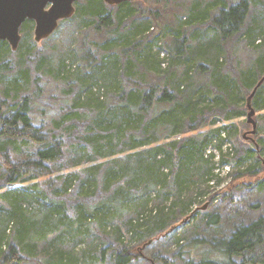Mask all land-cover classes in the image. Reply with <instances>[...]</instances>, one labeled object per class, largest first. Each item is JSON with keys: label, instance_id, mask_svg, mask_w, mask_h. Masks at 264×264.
Returning a JSON list of instances; mask_svg holds the SVG:
<instances>
[{"label": "trees", "instance_id": "16d2710c", "mask_svg": "<svg viewBox=\"0 0 264 264\" xmlns=\"http://www.w3.org/2000/svg\"><path fill=\"white\" fill-rule=\"evenodd\" d=\"M133 2L134 0L109 6L103 0H86L84 6H81L80 13L94 19L95 29L109 27L113 23L114 8L119 10V23H122L124 18L133 16L135 13ZM77 3L78 0L74 5ZM249 7L248 0H239L234 4L222 5L209 18L206 10L193 17V20L207 23L210 32L219 39L221 45L212 42L211 54L204 56L200 54L199 65L187 63L184 71L186 77L189 74L200 77L208 73L209 79L207 86L198 81L197 89L189 87L181 101L160 82L138 79L136 71L139 73L141 70L137 69V61L142 66L145 65L143 58L151 56V46L144 50L146 54L141 55L143 40L134 38L129 45L126 44L128 50L120 52L122 60L120 65L117 63V56L113 55L114 60L110 61L107 70L98 73L101 81L107 86L106 89L110 91L113 100L111 105L115 106L113 108L111 106L110 110L108 108L99 110L89 127L87 123L81 125V128L86 126V130L91 131L92 137L85 139L74 137L73 133L78 134L79 128L77 130L75 128L70 136L64 137L57 131L47 132L34 123L33 103L39 97V92L35 91L36 93L31 95L21 90L28 88L30 83L28 70L17 72L16 76L7 82V88L0 98V189L6 186H21L0 194V201L5 203V206H0V264H22L24 259L21 251L24 253L27 251L29 254L35 251L33 249L36 246L35 239L47 238V231L53 225L50 222L52 217L67 220L68 215L73 214L79 226H83L90 219H99L103 221V226L107 227L105 221L113 218L114 213L119 215L127 197L136 199L142 195L150 196L157 187H166L165 169L179 172L185 170L188 175L189 170L192 171L195 167L194 172H198L204 165L205 150L208 146L221 153L220 162L226 163L225 158L229 153L223 155L221 146L226 141L233 143L237 141L239 125L233 122L173 140L168 144L160 142L170 137L199 131L208 126V119L212 116L227 122L242 117L246 111L248 113L247 98L264 76V49L257 53L250 67L239 69L236 74L227 72L218 60L220 53L225 51L223 45L233 41L230 39L243 30ZM30 27L32 23L26 21L20 31L24 32ZM262 31L264 35V28ZM246 41L253 44L255 40ZM183 43L175 42L174 47L163 50L166 57L162 58L161 63L167 65V70L170 58L172 64V59L181 60L185 57ZM261 46L264 47L262 44ZM8 50L7 43L0 40L2 55ZM25 50L26 48L23 49V53H26ZM81 63L82 72L86 73L92 69L88 55L82 57ZM156 66L160 69L159 63ZM10 69V66L1 62L0 76L8 73ZM172 77L175 75L172 74ZM122 81L125 82V86L131 87L130 90L124 91L125 88H121ZM181 86L177 83L176 89L179 90ZM198 89L199 92L196 91ZM75 105L70 109L69 121L81 120L77 115L87 110L85 103ZM251 107L254 113L264 111V81L251 98ZM261 118L264 120V116ZM58 123L55 124L56 129L59 127ZM153 144L157 145L150 148ZM257 146L254 148L242 146L244 149L237 162L251 160L256 149L264 153V130L259 131ZM22 148H25L26 155L23 154ZM68 155L72 157L71 164L67 163ZM116 155L122 156L115 157ZM107 157L114 158L110 162L86 168V177L83 179L79 173L56 177L55 179L61 180L60 195H56L55 188L52 189L55 181L51 175L59 169L78 167L95 158ZM181 176L177 173L173 178V183L179 187L178 190L183 189L184 182L180 180ZM76 183L79 185L81 198L73 197L72 204L61 200L62 196L70 198L71 194L68 192ZM125 187L129 191L134 190L133 194H125ZM99 188L108 194L105 200L90 207L83 205L87 200L96 198ZM51 192L59 198L58 203L54 205H50ZM162 211L156 208L153 213L150 210L148 215H139L141 218L139 219V216L136 218L138 222L135 220L130 223L131 228L139 229L142 224H147L155 226V231H162L167 224L165 220L168 214ZM217 218L214 216L211 222L216 224ZM6 231L7 233L13 231L15 244L8 242ZM133 233L131 232V235ZM191 244L192 250L198 254L199 262L196 264H264V217L239 225L227 239H213L211 242L195 239ZM117 248L116 264H129L133 258L129 254V249L120 244ZM61 257L59 263L64 261Z\"/></svg>", "mask_w": 264, "mask_h": 264}, {"label": "rangeland", "instance_id": "374dc122", "mask_svg": "<svg viewBox=\"0 0 264 264\" xmlns=\"http://www.w3.org/2000/svg\"><path fill=\"white\" fill-rule=\"evenodd\" d=\"M85 1L78 0V3L74 5L76 8L74 15L59 21L58 27L48 38L36 42L32 25L24 32L20 31L21 39L16 50H11L6 42L9 46L8 52L2 55L0 51V63L3 62L11 68L8 73L0 76V98L7 88V82L12 80L17 72L28 70L30 83L28 88L23 87L24 89L21 90L31 95H34L35 91L39 92V97L33 103L34 123L47 132L57 131L64 137L70 136L75 128V130L79 128L78 134L75 132L73 136L84 139L93 135L89 129L86 130V126L81 128V125L87 123L89 127L99 110L103 108L110 110L111 106L112 108L115 106V104L111 105L113 100L110 91L106 89L107 86L98 74L107 70L110 61L114 60L113 55L117 56V63L120 65L122 61L120 52L128 50L126 44L129 45L134 38L143 40L144 47L140 50L141 55L146 54L144 50L150 46L152 53L150 57L143 58L145 65L142 66L137 61V69L141 70L139 73L136 71L138 79L160 82L181 101L187 90L197 89L198 81L207 86L209 79L208 73L200 77H195L194 74L186 77L184 71L188 66L187 63L199 65L200 54L203 56L211 54L212 42L221 45L219 39L210 32L208 24L193 20V17L199 16L198 14L206 10L209 18L222 5L234 4L239 0H172L169 2L134 0L133 16L126 17L122 23H119V10L114 8L112 25L99 29H95L93 18L80 13ZM248 2L249 13L243 30L230 39L233 41L223 45L226 56L222 46L220 47L223 52L220 53L218 63L232 74H236L239 69L250 67L257 53L264 49L261 46V44L264 45V35L263 31L261 32L264 28V0H248ZM252 39L255 40L253 44L246 41ZM181 41L184 42L182 49L186 52L185 57L181 60L172 59V64L170 58L167 70V65L161 63L162 58L166 57L163 50L172 48L175 42ZM24 48L26 53H23ZM84 55H88L92 66V69L86 73L82 72L81 62ZM157 63L160 69H157ZM172 74L175 77H172ZM122 83L121 88H125L124 91L130 90L131 87L125 86L124 81ZM177 83L182 85L179 90L176 89ZM199 90L196 91L199 92ZM83 102L87 110L77 115L81 120L69 121L70 109L77 103L84 104ZM246 115L247 111L242 117L227 122L212 116L208 119V126L199 131L170 137L160 142L168 144L173 140L233 122L239 125L237 141L234 143L226 141L221 146L223 155L229 153L225 158L226 163L220 162L221 153L219 154L212 146H208L204 155L205 162L198 170L199 173L194 172L195 167L192 171L189 170L188 175L185 170L179 172V170L165 169L166 187H157L150 196L142 195L136 199L127 197L119 215L114 213L113 218L105 221L108 224L107 227L103 226V221L99 219H90L83 226H79L73 214L68 215L67 220L52 217L50 222L53 225L47 231V238L35 239L36 246L33 248L35 251L29 254L27 251L25 253L21 251L24 259L22 264H116L118 244L129 249V254L133 257L129 264L198 263V254L192 250L191 241L202 239L211 242L213 239H227L239 225L264 217V153L256 149L251 160L237 162L244 149L242 146L252 148L257 146L259 131L264 130V120L261 118L264 116V111L255 112L253 116L256 126L254 135L250 134L252 126L246 123ZM56 123L59 124L57 129ZM155 145L157 144H153L150 148ZM24 150L25 148H22L23 154L26 155ZM117 156L122 155L115 157ZM71 158L68 155V164L73 162ZM112 158L114 157L95 158L78 167L59 169L51 175L56 182H53L52 189L55 188L56 195H60L62 189L59 181L61 180L55 179L56 177L79 173L83 179L86 177V168L110 162ZM177 173L182 175L180 180L184 182L181 190H178L179 187L173 183ZM19 186L21 185L3 187L0 189V194L13 191ZM78 186L76 183L69 190L70 198L62 196L60 199L69 203L75 196L77 199L81 198ZM124 190L125 194L134 192V190L129 191L127 187ZM50 194V205L58 203L59 198L52 192ZM97 194L96 198L87 200L83 205L90 207L100 204L108 196L101 188L97 190ZM0 206H5L4 201H0ZM156 208L163 210V213H168L165 220L167 224L162 231H155V226L147 224H142L139 229L131 228L130 223L135 220L138 222L136 218L139 215H148L150 210L153 213ZM214 216L218 217L216 224L211 222ZM131 232L135 233L131 235ZM6 236L9 243L15 244L13 231L10 233L6 231ZM59 257L63 258L62 263H59Z\"/></svg>", "mask_w": 264, "mask_h": 264}, {"label": "water", "instance_id": "95a60500", "mask_svg": "<svg viewBox=\"0 0 264 264\" xmlns=\"http://www.w3.org/2000/svg\"><path fill=\"white\" fill-rule=\"evenodd\" d=\"M77 0H0V40L6 41L11 50H16L20 34L19 28L26 20L34 21V40L39 42L48 38L58 27L59 21L71 18L74 15V3ZM133 0H103L109 6ZM264 81V76L256 84L247 98V123L252 125L250 134L255 133L254 111L251 107V98L256 89Z\"/></svg>", "mask_w": 264, "mask_h": 264}, {"label": "flooded vegetation", "instance_id": "af4514ba", "mask_svg": "<svg viewBox=\"0 0 264 264\" xmlns=\"http://www.w3.org/2000/svg\"><path fill=\"white\" fill-rule=\"evenodd\" d=\"M26 21L31 22L32 25H33V27H34V21H32V20H28V19H26V20L21 24V26H22ZM21 26H20V28H21ZM20 28H19V34H20ZM20 39H21V36H20ZM5 42H6V41H5Z\"/></svg>", "mask_w": 264, "mask_h": 264}]
</instances>
